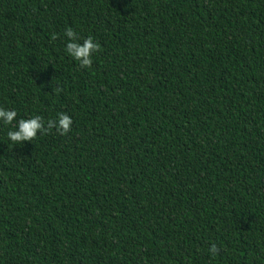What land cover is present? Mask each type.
Returning <instances> with one entry per match:
<instances>
[{
  "label": "trees",
  "instance_id": "obj_1",
  "mask_svg": "<svg viewBox=\"0 0 264 264\" xmlns=\"http://www.w3.org/2000/svg\"><path fill=\"white\" fill-rule=\"evenodd\" d=\"M0 108V264H264V0H0Z\"/></svg>",
  "mask_w": 264,
  "mask_h": 264
},
{
  "label": "clouds",
  "instance_id": "obj_2",
  "mask_svg": "<svg viewBox=\"0 0 264 264\" xmlns=\"http://www.w3.org/2000/svg\"><path fill=\"white\" fill-rule=\"evenodd\" d=\"M65 35L71 41L77 40V35L72 28H68ZM52 39H56V36L53 35ZM99 48L100 45L94 42L93 38L89 36L83 40L82 45L76 42L68 43L66 51L75 60L79 61L82 68H88L92 65L91 54L98 51ZM16 116L17 112L15 110L0 108V121H3L4 124H12ZM72 123V119L67 114L62 113L59 115L58 120H48L47 126L45 127L43 118L37 115L31 119H20L17 130L9 131L7 136L13 143H21L22 141H32L36 138L38 132L46 134L53 128H56L61 135H66L70 131ZM209 251L211 255L215 256L218 254L219 249L213 244Z\"/></svg>",
  "mask_w": 264,
  "mask_h": 264
}]
</instances>
